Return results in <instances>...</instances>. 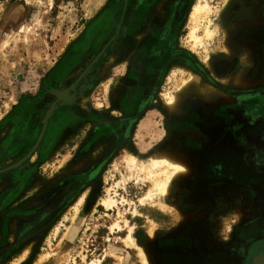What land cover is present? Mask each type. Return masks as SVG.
Returning a JSON list of instances; mask_svg holds the SVG:
<instances>
[{"label":"rangeland","instance_id":"rangeland-1","mask_svg":"<svg viewBox=\"0 0 264 264\" xmlns=\"http://www.w3.org/2000/svg\"><path fill=\"white\" fill-rule=\"evenodd\" d=\"M72 45L85 58L54 82ZM86 71L32 156L0 174V264H141L126 239L149 229L153 264L151 253L178 264L186 250L207 252L202 264H264V0H0V169ZM184 81L170 112L164 94ZM125 88L133 104L117 102ZM169 152L192 173L159 195L141 168Z\"/></svg>","mask_w":264,"mask_h":264},{"label":"bare ground","instance_id":"bare-ground-1","mask_svg":"<svg viewBox=\"0 0 264 264\" xmlns=\"http://www.w3.org/2000/svg\"><path fill=\"white\" fill-rule=\"evenodd\" d=\"M205 9V6L201 4V2L196 3L190 13V20L191 22H196L200 15L202 14L203 10ZM196 28H193V30L190 32V37L194 38L195 41H197L196 36L194 35V31ZM206 35H210L212 31L206 30ZM196 79V76L194 74L189 78V81ZM188 82L184 81L183 85L178 89V92L174 95L164 94L165 96V105L168 109V111H176L178 109V105L181 103V93L183 92L184 87L187 85ZM216 94V93H215ZM217 96V102L221 101H228L230 97L224 95V94H216ZM200 96L203 99L205 98V95L202 93ZM233 100V99H232ZM175 152V151H174ZM176 155V154H175ZM128 164H136V159L132 156H129L127 158ZM146 171L148 174V177L152 180V185L154 190L159 195H167V193L170 191L172 187L173 180L179 177H189L192 173L190 164L183 158L174 156L169 153H158L157 155L151 157L148 165L146 167L141 168V171ZM151 192H149L146 195V198H151ZM112 204V201L104 200L103 205L110 206ZM169 208V207H168ZM150 239H154V233L151 229L149 232ZM127 240H130L132 243H134L133 239L128 236ZM140 250L141 254V260L143 264H153L150 263L146 254L144 253L142 248L137 247Z\"/></svg>","mask_w":264,"mask_h":264},{"label":"crops","instance_id":"crops-1","mask_svg":"<svg viewBox=\"0 0 264 264\" xmlns=\"http://www.w3.org/2000/svg\"><path fill=\"white\" fill-rule=\"evenodd\" d=\"M77 48L78 47H75L74 45H72L71 47H69L67 49V52L65 53V55L62 58L59 59V62L57 63V67H56V70L54 72V75L52 76L53 78L51 80H53L54 82H58V80H63V79L72 80V78H74V76L76 74V72H74L75 69H78L79 64L83 61V58H85V53H84V51L82 49H80L77 54H74V51ZM76 55H78V56L75 57ZM130 80H132V77H129L128 79H126V82H125L126 86L130 82ZM147 82H148V79H145L144 84H146ZM46 91L48 93H50V94L51 93L54 94V93H58V91H60V90L53 89V87H52L51 89H48L47 88ZM124 96H125V101L123 100V97ZM116 98H117V102L119 104L120 103L123 104L124 102L126 104L128 101H130V104H133V101H132L133 100V96L130 95L128 91H126V88H125V90H122L121 89L120 92L118 93V95H116ZM116 98H115V100H116ZM12 136H14V134L13 133H10L7 138L10 139V138H12ZM7 138L4 139V144H5V142H7ZM147 232H148V234H147ZM149 232H150V229H149V231L148 230L146 231V233H145V235L143 237V240L141 242H139L137 238H134V240H133L134 243H132V244H136L137 245L136 247L142 248L144 250L147 249L146 248V245H154V244H157L159 241H158V234H157L156 230H154V239H150ZM137 251H138L139 258H141L142 256L140 254V250L138 249ZM174 255L178 256V259H179L178 260V264H191V262H192L191 258L188 257L184 253L174 254ZM150 257L157 264V261H156L157 259H155V257L154 256H151V255H150ZM140 263L143 264L142 260H140ZM171 264H176V263L173 262V261H171Z\"/></svg>","mask_w":264,"mask_h":264},{"label":"water","instance_id":"water-1","mask_svg":"<svg viewBox=\"0 0 264 264\" xmlns=\"http://www.w3.org/2000/svg\"><path fill=\"white\" fill-rule=\"evenodd\" d=\"M126 1L127 0H125V3ZM98 59L99 57H97L93 63L97 62ZM86 74H87V71L84 72L83 75H81L79 79L71 87H69L67 90L57 95V98L55 99V101L50 104L49 108L45 112V115L42 119V129L34 145L31 147L28 153L25 154L18 162L10 165L7 168L0 169V174L6 173L12 169H16L20 167L26 160H28L32 156V154L34 153V151L37 149L38 145L40 144V141L45 133L48 121L50 117L52 116L53 112L56 111L62 103L66 102L70 98L71 94L74 92V90L76 89L80 81L84 79Z\"/></svg>","mask_w":264,"mask_h":264},{"label":"flooded vegetation","instance_id":"flooded-vegetation-1","mask_svg":"<svg viewBox=\"0 0 264 264\" xmlns=\"http://www.w3.org/2000/svg\"><path fill=\"white\" fill-rule=\"evenodd\" d=\"M121 130H122V128H121ZM97 171H99V170H97ZM93 172H96V171H93ZM246 230L247 229H244V230H241V232H242V235H246L247 233H246ZM255 231V230H254ZM254 238H259V237H254ZM260 241V239L259 240H257L256 242H259ZM211 241H208L207 243H206V245L204 246V247H206L207 249H209V248H214L213 247V245H211V243H210ZM245 242V241H244ZM254 242V241H253ZM183 247V246H182ZM185 250V249H184ZM191 251H189V250H186L185 252H182V253H184V254H186L188 257H190L191 258V260H192V262H191V264H202L204 261H206L207 259H211V257H209L208 256V254H207V252H202V253H196V254H192V253H190ZM251 252V250H250V248L248 249V251H247V253L245 254L246 255V257L247 256H249V253ZM258 252V251H257ZM152 256H154L153 254H151ZM155 259H157V258H155Z\"/></svg>","mask_w":264,"mask_h":264},{"label":"trees","instance_id":"trees-1","mask_svg":"<svg viewBox=\"0 0 264 264\" xmlns=\"http://www.w3.org/2000/svg\"><path fill=\"white\" fill-rule=\"evenodd\" d=\"M211 201H212V203H214L215 202V198H212L211 199ZM177 205L179 206V208L182 210V211H184V212H190V211H192L193 209H187L186 207H184L183 205H182V203L178 200V202H177ZM218 205L221 207V205L218 203ZM139 241V240H138ZM139 242H141V241H139ZM143 244V243H142ZM152 246H157V244H154V245H146V248L148 249V250H150V247H152ZM152 254V253H151Z\"/></svg>","mask_w":264,"mask_h":264}]
</instances>
